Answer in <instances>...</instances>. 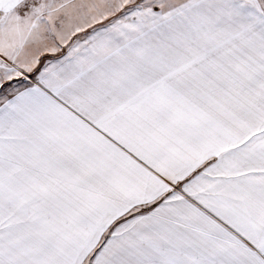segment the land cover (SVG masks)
Wrapping results in <instances>:
<instances>
[{
	"label": "snow or ice",
	"instance_id": "6c2138e0",
	"mask_svg": "<svg viewBox=\"0 0 264 264\" xmlns=\"http://www.w3.org/2000/svg\"><path fill=\"white\" fill-rule=\"evenodd\" d=\"M0 264H264V0H0Z\"/></svg>",
	"mask_w": 264,
	"mask_h": 264
}]
</instances>
